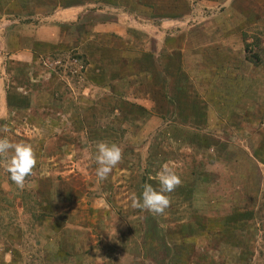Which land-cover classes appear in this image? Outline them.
Wrapping results in <instances>:
<instances>
[{
    "label": "rangeland",
    "instance_id": "1",
    "mask_svg": "<svg viewBox=\"0 0 264 264\" xmlns=\"http://www.w3.org/2000/svg\"><path fill=\"white\" fill-rule=\"evenodd\" d=\"M5 136L36 163L0 159V264H264V0H0Z\"/></svg>",
    "mask_w": 264,
    "mask_h": 264
},
{
    "label": "clouds",
    "instance_id": "2",
    "mask_svg": "<svg viewBox=\"0 0 264 264\" xmlns=\"http://www.w3.org/2000/svg\"><path fill=\"white\" fill-rule=\"evenodd\" d=\"M0 159L6 166L10 180L19 188H23L25 179L31 174L36 159L31 145L12 143L8 137H0ZM95 175L103 181L122 159V149L112 143L100 142L95 154ZM156 179L158 189L145 183L139 196L135 192L130 194L131 207L146 210L151 214L161 215L170 205L166 193H171L180 184L178 176L167 166L162 164Z\"/></svg>",
    "mask_w": 264,
    "mask_h": 264
}]
</instances>
